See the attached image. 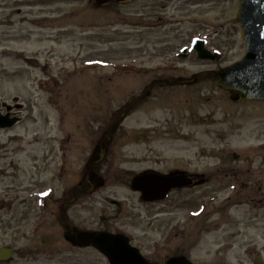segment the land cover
Masks as SVG:
<instances>
[{
  "label": "rangeland",
  "instance_id": "374dc122",
  "mask_svg": "<svg viewBox=\"0 0 264 264\" xmlns=\"http://www.w3.org/2000/svg\"><path fill=\"white\" fill-rule=\"evenodd\" d=\"M28 1L0 0V113L3 104L23 105L21 122L0 128V248L14 253L0 264H108L94 248L66 242L60 208L95 142L148 79L241 59L238 1L97 7L106 11L94 0ZM162 5L166 12L153 17ZM57 34L59 45L35 42ZM195 36L220 53L217 63L197 59ZM131 110L110 134L107 166L96 168L104 187L67 207L68 223L123 233L157 264L179 254L193 264H264V103L231 102L204 78L158 90ZM175 168L208 182L156 204L129 188L132 174Z\"/></svg>",
  "mask_w": 264,
  "mask_h": 264
},
{
  "label": "water",
  "instance_id": "95a60500",
  "mask_svg": "<svg viewBox=\"0 0 264 264\" xmlns=\"http://www.w3.org/2000/svg\"><path fill=\"white\" fill-rule=\"evenodd\" d=\"M102 1L104 0H98L99 4ZM238 19L246 44L244 58L238 63L212 71L210 74L220 89L229 92L231 101L264 102V0H240ZM192 48L196 51L199 60L217 62L220 58L218 54H211L204 49L203 41L196 40ZM193 81V78L186 79L179 84H190ZM16 121V119L8 120V115H0V128H9ZM103 152L101 151V154ZM176 175V172L167 176L144 173L133 179L131 188L133 191H139L144 201L158 200L163 198L170 189L190 184L183 173H180V176ZM102 184V180L99 179L95 185H92L90 192ZM70 235L75 246L93 245L109 264H151L139 254L136 248L129 245L127 238L123 235L104 232L85 235L78 234L76 231L70 232ZM11 255V249L1 248L0 262L8 261ZM165 264L191 263L185 257L179 256L169 258Z\"/></svg>",
  "mask_w": 264,
  "mask_h": 264
},
{
  "label": "flooded vegetation",
  "instance_id": "af4514ba",
  "mask_svg": "<svg viewBox=\"0 0 264 264\" xmlns=\"http://www.w3.org/2000/svg\"><path fill=\"white\" fill-rule=\"evenodd\" d=\"M94 1H96V0H94ZM131 1H134V0H123V1H121L122 3L121 2H117L116 0H108L107 3L102 4L100 6L103 7V6H109V5H113V6L114 5H121V4H124V3H127V2H131ZM152 1L165 2V1H169V0H152ZM28 2H30V4L27 3L26 7L31 8V7L34 6V4L31 3L32 0H29ZM94 5H96L95 8L97 10H101V11H106L107 10V8H101V7L97 8V4H94ZM156 8H158L159 10L158 11L156 10L154 12V14H151V15H153V17L155 15L163 14V13L166 12V6H163V5L162 6H156ZM156 13H159V14H156ZM54 21L55 20H53V22ZM50 28L54 29L55 28L54 24H52ZM166 36H167V34H166ZM58 38L59 37H58V34H57L55 37L52 36V37H47L45 39L40 38V39H38V41H35V42L39 43V44H42V43H55L56 45H59V43L56 41ZM25 60L26 61L29 60V61L33 62L31 59H25ZM35 62H36V59H35ZM73 72H75V71H73ZM177 78H183V77L182 76L173 77L172 75H167V76H164V77L157 76V77H153L152 79H148V81L141 88V90H142L141 96L129 98L127 100L126 104H125V109L121 110V113L118 115V117L116 116V118L113 119V121L108 125L109 132H112L114 134L115 131L118 130L117 125L120 122L124 121L127 117H129V115H130L129 113L132 111L131 108L134 107L139 101L145 100L151 94H155L156 92H158V90H168V89L175 88L174 87V85H175L174 80L177 79ZM113 79H117V78L113 77V76L112 77H108L107 78V82H111ZM131 94H133V93H131ZM132 102H133V104H132ZM2 108H4V113H8L9 118H13V117L19 118L17 124L21 122L22 116L20 114V111L23 109V105L22 104L13 102L11 104H8V109H7V105L6 104H3ZM55 110H56V112L58 114L59 123H64V122H66L67 119H69V118L66 119V117L61 115L60 112L62 110L58 106H56ZM85 121L87 122V123L85 122V124H84L85 127H86V125L88 123H92L91 118H88L87 116H86ZM89 125H91V124H89ZM113 137H114L113 135L110 136L109 134H106L105 137L102 136L101 138H99L95 142V145L93 147L94 148L93 149V153H94L95 149L99 148L102 145L105 146L106 152L104 153V155H103V157L101 158L100 161L93 163V165H90L88 168L87 167L85 168V171H84V174H83V178H81L79 180L81 182L76 184V185L79 184L80 187L75 189V191H73V194L75 196V202H78V200L80 199L81 196L88 195L85 192L84 189L88 188L89 187V183L92 180H95L98 177L97 174H100L98 172V169H96V168L98 166L103 167V165L107 162L106 161V157L110 154L109 153L110 152V146L112 144L111 141H113ZM96 159H98V157L95 158V161H96ZM107 164L108 163H106V166H107ZM111 164H112V162H111ZM113 170L115 171V169H113ZM150 170H153V169H150ZM161 173H165V172H161ZM193 180H195V179H193ZM105 182H106V179L104 178V183ZM76 185H74V186H76ZM66 209H65V211H62V208H61L60 209V214H59V218H60L59 222H61V224L63 225L65 230H67L68 228H71V225L68 223V221L66 220V217H65Z\"/></svg>",
  "mask_w": 264,
  "mask_h": 264
}]
</instances>
